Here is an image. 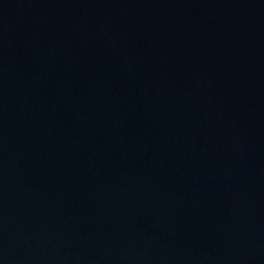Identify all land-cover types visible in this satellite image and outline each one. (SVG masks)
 Listing matches in <instances>:
<instances>
[{"label":"water","instance_id":"obj_1","mask_svg":"<svg viewBox=\"0 0 264 264\" xmlns=\"http://www.w3.org/2000/svg\"><path fill=\"white\" fill-rule=\"evenodd\" d=\"M0 264H264V0H0Z\"/></svg>","mask_w":264,"mask_h":264}]
</instances>
